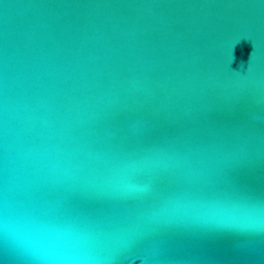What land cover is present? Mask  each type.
I'll list each match as a JSON object with an SVG mask.
<instances>
[{"label":"water","instance_id":"1","mask_svg":"<svg viewBox=\"0 0 264 264\" xmlns=\"http://www.w3.org/2000/svg\"><path fill=\"white\" fill-rule=\"evenodd\" d=\"M30 213L109 264H264V0H0V264Z\"/></svg>","mask_w":264,"mask_h":264},{"label":"snow or ice","instance_id":"2","mask_svg":"<svg viewBox=\"0 0 264 264\" xmlns=\"http://www.w3.org/2000/svg\"><path fill=\"white\" fill-rule=\"evenodd\" d=\"M65 211L62 206L57 207L55 214ZM6 232L7 224L0 214V236H5ZM86 239V234L75 229L42 222L35 213L28 214L13 230L14 246L25 264H109L117 249L108 248V256L103 250H98L94 256H84L79 249Z\"/></svg>","mask_w":264,"mask_h":264}]
</instances>
